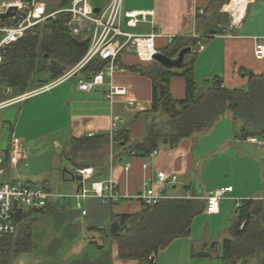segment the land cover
<instances>
[{
	"label": "crops",
	"instance_id": "obj_1",
	"mask_svg": "<svg viewBox=\"0 0 264 264\" xmlns=\"http://www.w3.org/2000/svg\"><path fill=\"white\" fill-rule=\"evenodd\" d=\"M15 1L0 0V5ZM61 1L49 0L48 10H55ZM108 1L93 3L102 6ZM218 1L221 0H123V9L153 12L155 27L163 35L155 42L159 53L168 45L170 36L205 38L200 43L202 50L191 48L184 58L192 65L197 89H207L218 79L221 88L246 91L250 75H264V58L254 56L255 38H261L264 44V0H247L239 19L229 5L231 0L226 4ZM4 20L0 25L7 24L9 18ZM150 29L141 24L131 32L147 34ZM219 29L221 33L211 34ZM131 55L134 56L124 52L120 56L123 69L112 79L114 85L126 88L127 95L112 104L104 97L107 86L86 93L77 90V81L68 85L66 81L48 90L43 89L47 84L31 91L30 84L21 93L0 86V150L7 154L11 137L20 138L24 148L23 158L15 166H5L0 182L26 184L52 195L44 211L25 210L19 214L21 220L14 238L20 244L25 242L26 249L9 264H138L118 257L110 223L113 216L133 215L143 209L135 196L142 191L143 183L154 182L159 173L177 178L163 185L165 199L204 202L216 188L231 186L233 190L215 214L208 215L203 209L193 219L189 235L173 240L153 258V264H221L222 242L230 236L237 204L245 200L264 203V139H235L230 112L207 133L182 139L174 148L160 147L153 159L132 156L112 161L110 154L105 179L94 180L92 176L81 182L73 180L71 139L106 134L112 118L128 123L136 114L151 109V81L127 70L142 64ZM169 90L174 99L182 100L185 81L171 78ZM30 93L25 100H19ZM17 105L20 108L15 110ZM6 124L12 126L10 134ZM142 134L141 131L132 137L139 140ZM108 178L122 196L118 202L104 204L93 197H75L92 181Z\"/></svg>",
	"mask_w": 264,
	"mask_h": 264
},
{
	"label": "trees",
	"instance_id": "obj_2",
	"mask_svg": "<svg viewBox=\"0 0 264 264\" xmlns=\"http://www.w3.org/2000/svg\"><path fill=\"white\" fill-rule=\"evenodd\" d=\"M227 2L218 1L219 4ZM64 6L62 0L56 9ZM68 19L66 13L57 14L12 43L0 64V86L21 93L30 84L40 83L36 78L41 75L47 74L51 82L75 66L83 57L87 43L69 35ZM204 41L205 38L177 37L161 53L172 59L181 49H194ZM147 64L131 66L127 70L151 81V109L136 114L112 136L106 133L70 141L71 162L78 168L92 167L94 180L106 178L110 154L112 161L132 156L147 158L162 146L174 148L182 139L207 133L226 112L232 114L235 139H264V75H250L246 91L221 88L218 79L213 80L211 87L199 90L195 86L191 63L184 61L173 69L155 61ZM102 67L103 63L94 59L81 74L88 77ZM173 77L185 81L182 100L171 96L169 81ZM140 122L143 134L139 140H134L132 136ZM204 207L205 203L197 199H164L156 205L143 206L137 214L113 216L110 233L117 243L118 257L138 264H153L151 260L173 240L189 235L193 219L203 212ZM20 220L18 215L16 233ZM229 235L222 242L221 264H249L252 261L264 264V203L259 200L241 202ZM14 236L0 240V264H9L17 253L26 249L25 242L20 244Z\"/></svg>",
	"mask_w": 264,
	"mask_h": 264
},
{
	"label": "built area",
	"instance_id": "obj_3",
	"mask_svg": "<svg viewBox=\"0 0 264 264\" xmlns=\"http://www.w3.org/2000/svg\"><path fill=\"white\" fill-rule=\"evenodd\" d=\"M64 1L63 8L51 12L48 10L49 0H17L12 4L1 3L0 14L5 13L9 7H16V13L9 18L7 24L0 25V63L7 48L22 38L28 30L42 26L47 20L54 19L57 14L66 13L69 16L66 23L69 34L73 38L86 42L87 49L75 66L43 89L48 90L78 77L77 90L80 92L88 93L96 87L107 86L104 97L110 104L114 103L117 98L125 97L126 88L116 86L112 81L114 74L123 69L119 63L120 56L124 52H134L133 55L138 62L147 64L154 62V56L159 53L155 42L163 35L155 27L153 12L124 10L123 0H109L102 6L95 5L93 0ZM95 10L98 11L95 12ZM141 24L149 25L150 32L147 34L131 32ZM173 39L174 37H168V45ZM196 48L202 50L203 46L198 43ZM254 56L258 60L264 58V44L261 38H255ZM94 59L100 60L103 67L88 77H79L81 71ZM31 94H24L19 100H25ZM130 105H132L131 102ZM124 123L122 118H112L108 131L109 136H112ZM11 127V124L5 125L9 134ZM23 151L20 138H9L7 154L5 155L0 150V179L5 174L6 165L15 166L23 158ZM156 154L157 151H153L147 158L153 159ZM143 168H147V164H144ZM72 173L74 176L90 178L94 172L91 168L75 167ZM176 180V176L159 173L154 182L143 183L142 191L135 197L143 206L156 205L165 199L163 185L167 181L174 183ZM232 190L231 186L216 188L204 199V212L208 215L215 214L221 201L227 198ZM51 197L50 193L40 188L8 181L0 182V240L16 234V218L19 214L25 210L44 211ZM75 197H93L104 204L116 203L122 198L116 184L110 178L103 181H92L89 188L82 187ZM239 206L240 204H237V207Z\"/></svg>",
	"mask_w": 264,
	"mask_h": 264
},
{
	"label": "water",
	"instance_id": "obj_4",
	"mask_svg": "<svg viewBox=\"0 0 264 264\" xmlns=\"http://www.w3.org/2000/svg\"><path fill=\"white\" fill-rule=\"evenodd\" d=\"M98 10H95V12H97ZM16 13V7H9L7 9V11L3 14H0V20H4V19H8L10 17H13ZM191 48L190 47H185L183 49H181L178 54L176 55L175 58H169L167 56H165L162 53H158L154 56V61L160 65H162L165 68H169V69H173V68H178L180 67L183 62H184V58L185 56L190 53ZM131 54H134V52H130ZM82 176L77 175L73 177V180L75 181H82ZM153 262V259L151 260V263Z\"/></svg>",
	"mask_w": 264,
	"mask_h": 264
},
{
	"label": "rangeland",
	"instance_id": "obj_5",
	"mask_svg": "<svg viewBox=\"0 0 264 264\" xmlns=\"http://www.w3.org/2000/svg\"><path fill=\"white\" fill-rule=\"evenodd\" d=\"M100 0H93V2L96 4V3H98ZM229 5H231V4H229ZM132 56V55H131ZM132 57H134V56H132ZM38 80H40L41 82L40 83H37V82H34L33 84H32V86H30V90L32 91V90H35V89H37V88H40V87H42V86H44V85H49L50 83H52L53 81H51L50 82V80H49V78H48V75L47 74H45V75H41L40 77H38V78H36V81H38ZM55 81V80H54ZM75 81H77V79L76 78H72L70 81H68L67 83H65V84H70L71 82H75ZM50 82V83H49ZM38 90V89H37ZM3 91V90H2ZM13 96V95H12ZM20 108V105H17L16 107H14V109L15 110H18ZM142 129H143V126H142V123L140 122L137 126H136V128H135V134H133V135H136V134H138V133H140L141 131H142ZM17 136H19V134L17 133ZM28 169H30V167H27ZM12 175H13V177H15V173L13 172L12 173ZM22 183H25V181L24 180H20Z\"/></svg>",
	"mask_w": 264,
	"mask_h": 264
},
{
	"label": "bare ground",
	"instance_id": "obj_6",
	"mask_svg": "<svg viewBox=\"0 0 264 264\" xmlns=\"http://www.w3.org/2000/svg\"><path fill=\"white\" fill-rule=\"evenodd\" d=\"M246 2L247 0H231V8L235 14L236 19H239L243 15L246 7Z\"/></svg>",
	"mask_w": 264,
	"mask_h": 264
}]
</instances>
